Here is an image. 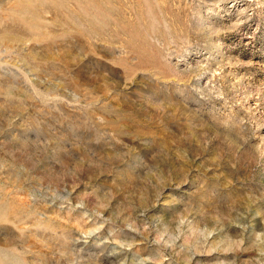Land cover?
<instances>
[{
  "label": "rangeland",
  "instance_id": "374dc122",
  "mask_svg": "<svg viewBox=\"0 0 264 264\" xmlns=\"http://www.w3.org/2000/svg\"><path fill=\"white\" fill-rule=\"evenodd\" d=\"M0 264H264V0H0Z\"/></svg>",
  "mask_w": 264,
  "mask_h": 264
}]
</instances>
